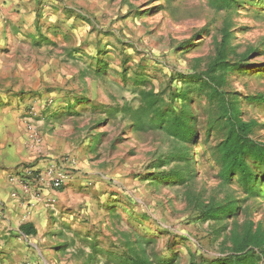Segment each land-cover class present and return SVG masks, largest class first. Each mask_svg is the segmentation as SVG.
Segmentation results:
<instances>
[{"label":"rangeland","instance_id":"1","mask_svg":"<svg viewBox=\"0 0 264 264\" xmlns=\"http://www.w3.org/2000/svg\"><path fill=\"white\" fill-rule=\"evenodd\" d=\"M19 29L0 46V106L22 105L27 145L37 134L41 150L48 138L80 183L68 197L77 205L65 217L52 213L45 232L23 239L7 229L0 264H90L91 245L100 251L91 264H111L109 255L137 240L152 241L148 254L189 264L194 254L224 257L233 231L264 225V176L255 171L249 192L238 177L221 180L214 155L224 121L190 79L207 71L230 32L228 60L241 65L225 91L264 144V99L250 100L264 98V0H238L230 10L211 0H36ZM150 91L167 102L189 92L191 142L134 125L141 93ZM180 157L191 163L188 182L154 180L184 167ZM197 198L235 202L237 216L204 222Z\"/></svg>","mask_w":264,"mask_h":264},{"label":"trees","instance_id":"2","mask_svg":"<svg viewBox=\"0 0 264 264\" xmlns=\"http://www.w3.org/2000/svg\"><path fill=\"white\" fill-rule=\"evenodd\" d=\"M238 0H211L216 10H230ZM230 32L224 30L222 41L218 45L217 53L208 65L207 71L203 74L195 73L190 75L194 89L198 94L205 95L209 102L216 104L218 113L224 121L226 136L216 147L215 158L219 167V177L223 182L229 183L232 178L238 177L239 182L249 192L256 185L255 171L264 176V144L258 143L252 138L257 124L254 121L245 122L241 119V112L237 109L238 99L231 100V94L225 91L227 75L239 71L240 63L233 64L228 60ZM141 107L134 112V125L139 130H161L171 137L188 143L195 136L194 127L191 125L190 109L187 104L190 102L189 92L173 93L171 102H167L163 94L142 92ZM176 99L182 102L179 109L173 107ZM262 96L250 97L253 102L263 100ZM121 109L120 111H122ZM119 111V112H120ZM129 112V111H128ZM176 158L177 157H173ZM178 160V159H177ZM190 160L180 157L178 162H184V167L173 169L169 172L160 173L155 176L162 182L172 184H185L190 175ZM169 165V162H161L156 168ZM73 174V173H72ZM196 202V210L199 218L204 222H222L230 217L237 216L239 207L235 202L208 204ZM20 232L26 236H36L37 230L31 224L20 227ZM152 241L137 240L133 245L125 246V252L116 255H109L111 264H175L177 255L172 258H160L153 251L148 254L147 246ZM224 242L230 243L226 247L224 257H216L213 260H206L203 257L191 255L189 264H264V225L258 223L256 227L251 223L239 233L235 230ZM94 245L93 253L89 262L93 263L100 252Z\"/></svg>","mask_w":264,"mask_h":264},{"label":"crops","instance_id":"3","mask_svg":"<svg viewBox=\"0 0 264 264\" xmlns=\"http://www.w3.org/2000/svg\"><path fill=\"white\" fill-rule=\"evenodd\" d=\"M35 3L36 0H0V46L11 32L21 31V18L32 11ZM24 110L17 102L8 107L0 106V239L7 235V229L18 232L23 239L33 237L20 232V227L25 224H31L38 234L45 232L51 227L50 219L55 218L45 206L51 197L57 201V212H63L64 217L70 208L77 205L76 200L68 201L74 186H79L80 183L76 174L71 176L67 188L59 192L46 191L44 197L34 201L32 206L22 200L20 190L9 181L14 170L23 164L39 166L40 158L47 155L60 158V151L52 147L48 138H45L40 152L27 145L29 140L27 141L26 129L21 120Z\"/></svg>","mask_w":264,"mask_h":264},{"label":"built area","instance_id":"4","mask_svg":"<svg viewBox=\"0 0 264 264\" xmlns=\"http://www.w3.org/2000/svg\"><path fill=\"white\" fill-rule=\"evenodd\" d=\"M33 146L40 152L42 139L39 135H31ZM40 165L23 164L10 175L9 181L20 190L22 200L32 206L34 201L44 197L46 191H62L70 183L72 167L66 158L44 156ZM57 201L51 197L46 207L51 213L57 212Z\"/></svg>","mask_w":264,"mask_h":264}]
</instances>
